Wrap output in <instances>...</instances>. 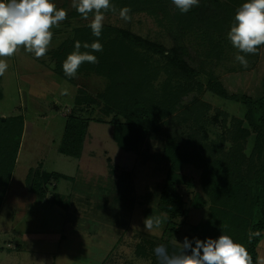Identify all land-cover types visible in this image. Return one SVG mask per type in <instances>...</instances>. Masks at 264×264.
Here are the masks:
<instances>
[{
    "label": "rangeland",
    "instance_id": "obj_1",
    "mask_svg": "<svg viewBox=\"0 0 264 264\" xmlns=\"http://www.w3.org/2000/svg\"><path fill=\"white\" fill-rule=\"evenodd\" d=\"M148 1L153 4L154 0ZM52 2L58 9L64 8L68 17L59 27L51 29L54 35L47 55L36 59L21 49L7 58L9 67L0 76V119L17 118L23 123L9 193V189L4 191L0 187V250L14 248L9 243L11 240L31 249L36 244L43 247L47 244L54 253L68 254L66 264H96V260L89 259L94 255L95 259L103 255L119 236L120 244L114 253L120 254V257L109 259L106 264H147V261L136 256V243L144 237L162 238L169 235L164 234L168 216L157 232L146 231L143 224L146 217L164 213L158 203L168 169V162L162 156L166 140L174 139L183 147L191 132L202 124L213 140L237 130L239 125L236 120L246 119L247 108L241 102L209 90V74L212 72L229 93L258 97L262 94L264 78V47H260L255 55H246L249 67L245 69L235 60L236 55L244 53L235 49L227 39L234 18L224 27L205 29L194 26L186 14L177 15L173 8L168 12L160 9L135 12L130 22L123 21L119 11L106 12L104 25L129 29L167 48H172L178 41L186 46L190 64L203 72L195 79L193 91L183 97L182 106L160 123L161 129L157 133H140L143 139L136 150L127 151L114 140V125L111 122L116 117L120 123H124L125 118L119 114L120 109L113 104V99L107 96L113 84L111 68L107 67V74L101 73L99 66L88 71L81 69L75 78H69L63 72L62 63L74 50L70 41L76 31L88 27L92 15L88 20L83 19L72 7L73 0ZM154 7L158 8L156 5ZM69 48H72L70 53ZM81 51L90 50L81 48ZM92 54L97 56L99 63L100 54ZM143 54L152 62L166 61L159 55ZM167 78L168 74L161 71L154 82V92L162 89V83ZM62 89H67L68 94L61 95ZM83 89L96 99L95 104H76V98ZM197 100L211 106L199 125L201 116L189 108ZM218 112H222L219 123L212 124V118ZM71 115L91 119L82 158L60 153ZM224 118L227 120L225 126L222 124ZM254 138L253 135L247 139L244 147L246 155L253 151ZM241 142L245 143L244 140ZM232 144L229 138L225 149ZM42 170L70 177L57 180V189L52 184L45 185L51 195L61 193L66 200L71 195L69 212L64 211L65 199L61 196H57L58 203L50 198L44 200L43 205L35 202L41 183L33 175ZM123 175L127 179H120ZM179 177L178 190L186 201L189 215L176 220L179 232L169 236L172 242L177 240L182 243L185 237L192 240L193 226L207 221L217 204L214 205L203 187L202 170L185 164ZM27 182L33 186V192L26 190ZM18 203L19 207L16 206ZM46 233L64 234L67 237L64 245L56 241H39L40 234ZM213 233V239L223 234L216 230ZM25 234L39 236L28 240ZM30 253L28 251L22 257L23 264H30ZM151 257H148L150 261L153 260Z\"/></svg>",
    "mask_w": 264,
    "mask_h": 264
},
{
    "label": "trees",
    "instance_id": "obj_2",
    "mask_svg": "<svg viewBox=\"0 0 264 264\" xmlns=\"http://www.w3.org/2000/svg\"><path fill=\"white\" fill-rule=\"evenodd\" d=\"M245 2L247 0H200L199 6L193 7L186 15L188 21H193V25L197 27L205 29L224 27L233 20L237 7H241ZM111 3L116 11L129 7L130 15L152 9L168 12L170 8L175 9L177 15H184L172 5V0H154L153 4L158 8L148 0H111ZM97 39L103 45V51L98 52L101 56L100 62L98 65L84 63L79 70L88 71L99 66L101 73H106L107 67L111 68L113 84L107 91V96L113 99V104L120 109L119 114L125 118L124 123H120L116 117L111 122L114 125V140L120 148L134 151L143 139L140 133H157L162 127L160 123L182 106L183 97L193 91L195 79L203 72L190 64L187 60L189 53L186 46L178 41L172 48H167L129 29L112 25L103 26L100 38L92 35L89 26L85 27L76 31L70 43L74 48V42L77 40L82 44L84 42L91 44ZM72 48H69L68 53ZM143 53L159 55L166 61L152 62ZM161 71L167 73L168 78L157 93L153 90L154 82L158 80ZM207 86L220 96L243 103L247 108L246 119L236 120L237 126L239 125L237 130L226 137L222 135L219 140L211 139L208 129L204 128L203 124L191 132L183 147L174 139L166 140L162 156L168 162V169L158 203L159 209L168 216L164 234L178 233L179 226L176 220L189 215L186 201L178 190V184L182 167L185 164H192L202 170L203 187L217 207L213 208V213L207 221L193 226L194 235L191 239L205 240L215 237L214 230L222 231L236 242L245 244L255 261L258 256L257 247L264 238V78L262 94L258 97L229 93L212 72L209 74ZM95 103L96 99L85 89L81 90V94L76 98V104L80 106ZM189 108L201 116L198 120L199 125L211 106L197 100ZM220 114L222 112H218L217 116L212 118V124L219 123ZM90 122L91 119L77 115L69 117L60 153L74 158L82 156ZM226 122L224 118L222 124L225 126ZM22 132L23 123L17 118L6 121L0 119V187L4 191L12 179ZM253 135L255 136L253 151L246 155L245 144ZM229 138L233 144L226 150L224 146ZM244 166L245 169L242 171ZM35 174H39L40 192L52 179L70 178L62 173L44 170ZM33 177L35 178L34 175ZM250 230H260L262 235L248 244L247 235ZM169 235L162 238L144 237L137 244L136 252L139 256L149 258L152 256L151 264H158L154 253L157 245H166L170 252L178 247L171 241Z\"/></svg>",
    "mask_w": 264,
    "mask_h": 264
},
{
    "label": "clouds",
    "instance_id": "obj_3",
    "mask_svg": "<svg viewBox=\"0 0 264 264\" xmlns=\"http://www.w3.org/2000/svg\"><path fill=\"white\" fill-rule=\"evenodd\" d=\"M172 3L182 14L188 13L193 7H198L200 0H172ZM72 7L85 20L92 19L89 28L94 37L100 38L104 26L105 13L115 12L111 0H73ZM131 9L123 7L119 10L120 18L130 22ZM68 13L64 8H57L52 0H0V76H3L9 65L7 58L14 56L21 49L32 54L36 59L45 57L51 47L53 32L65 21ZM231 45L244 55H236L235 60L243 68L249 67L246 55H255L260 47H264V0H247L236 11L234 22L227 33ZM90 51H81V48ZM103 45L99 39L91 44L74 42V50L67 55L62 63L64 75L75 78L82 64L98 63L94 52H102ZM61 95H67L68 90L62 89ZM167 214L150 215L143 220L144 229L149 232L159 231ZM260 230H250L247 235L248 244L261 237ZM178 245L169 251L164 244L154 249L158 264H264V256L253 260L247 246L236 242L230 235L201 240L185 237L183 242L173 241ZM194 244V246H193Z\"/></svg>",
    "mask_w": 264,
    "mask_h": 264
},
{
    "label": "crops",
    "instance_id": "obj_4",
    "mask_svg": "<svg viewBox=\"0 0 264 264\" xmlns=\"http://www.w3.org/2000/svg\"><path fill=\"white\" fill-rule=\"evenodd\" d=\"M84 150H85V147H84ZM83 156H84V151H83V154H82V156L80 158H82ZM34 176H36V177L38 176V180H39V174H34ZM122 178H125L124 175L120 179H122ZM27 179H29V176L27 177ZM61 179H65V178H61ZM125 179H127V177ZM58 180H60V179H58ZM48 184L54 185L55 189H57V187H58V182L55 179L50 180L48 182ZM26 185H27V188H28V189L26 188V190L30 191V192H33V186H31L30 183L28 184V182H27ZM30 186H31V188L29 189ZM38 188H39V186H38ZM42 189H44L42 192L39 191L40 188L38 189V194L36 195L37 197H35V202L36 203L42 204V202L44 200L48 199V198H50L54 203H58L59 199H57V196H61V198L65 199V205L63 207L64 211L69 212L71 210V203H70V199H69V197L71 195H68L67 196V200H66L64 194L61 195V193H57L56 192V193H53V195H51V193H50V191H49V189L47 187H44ZM7 190H8V193H9L10 187H8ZM49 196H51V197H49ZM19 204L20 203H18L16 206L19 207ZM18 210H20V209L18 208ZM16 218L18 219L19 216L16 217ZM65 219H66V216H65ZM55 234H57V233H55ZM25 235H26L25 238L28 239V240H29L30 237H35L36 238V237L39 236L38 234H37V236H36V234H30V235L25 234ZM40 236H41V238H40L39 241H44V242L45 241H47V242L56 241V242L59 243V245H64V241L67 238L64 234L53 235V234L46 233V234H40ZM116 237H117V239L115 240V242H113L111 244V246L107 247V250L105 251V253L103 255L99 256L97 259H95V255H94L89 260H92V261L96 260L97 261L96 264H106L107 261H109V259H111V260L118 259L120 257V254L114 253V252L117 249L118 245L120 244V239L121 238L119 236H116ZM33 240H35V239H33ZM11 241H14V240H11ZM11 241L10 242L8 241V242L12 243L14 248H6V249H3V250H0V264H23L22 261H24V259H22V257L25 256L26 252H28V251L31 252L30 253L31 254V260H30L31 262H30V264H66L65 259H66V256L68 254H61L60 255L57 252L54 253V252L51 251V248L47 244H45L44 247L42 246V244H36L34 246H38V247L35 248L34 246H31L32 247V249H31V248H29L30 246L25 247L20 242H15V241L11 242ZM138 243L139 242H137L135 246H137ZM135 251H136V247H135ZM257 251H258V256H263V254H264V238L259 243V245L257 247ZM115 254H117L116 257H115ZM136 256L139 259L147 261V264H151V261L149 260L148 257L139 256L137 254H136Z\"/></svg>",
    "mask_w": 264,
    "mask_h": 264
}]
</instances>
